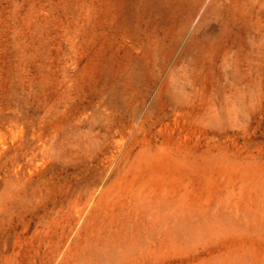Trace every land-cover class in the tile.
I'll use <instances>...</instances> for the list:
<instances>
[{"label":"rangeland","instance_id":"obj_1","mask_svg":"<svg viewBox=\"0 0 264 264\" xmlns=\"http://www.w3.org/2000/svg\"><path fill=\"white\" fill-rule=\"evenodd\" d=\"M0 264H264V0H0Z\"/></svg>","mask_w":264,"mask_h":264}]
</instances>
